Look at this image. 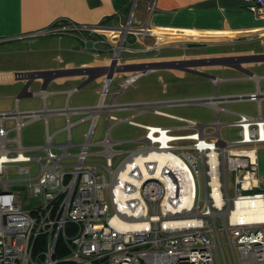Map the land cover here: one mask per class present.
<instances>
[{
	"label": "built area",
	"instance_id": "obj_1",
	"mask_svg": "<svg viewBox=\"0 0 264 264\" xmlns=\"http://www.w3.org/2000/svg\"><path fill=\"white\" fill-rule=\"evenodd\" d=\"M136 1L132 0L124 22L65 21L29 34L74 35L82 51L108 53L110 62L26 74L28 80L76 74H84L88 80L103 74L98 104L71 109L87 112L91 122L71 164L63 162L71 156L69 138L57 145L54 134L47 131L44 145H23L22 127L43 117L44 111L15 108L0 112V175L8 163H35L38 167L35 174L29 167H18L25 177L17 181L25 182L28 194L38 202L32 209H24L10 190L14 180L0 179V264H264V179L258 167L259 151H264V116L226 106L241 101L259 103L264 92L103 103L107 95L112 100L121 92L116 88L110 93L114 73L151 68L118 62L124 51L139 49L133 43L150 48L142 42L149 31L132 23ZM243 2L257 19L264 20V0ZM153 7L150 4L149 9ZM257 59L260 57L248 55L232 60ZM187 103L213 108L214 120L200 123L159 109L165 104ZM128 109H138L137 114L151 111L179 124H143L134 120L137 114L124 118L110 114L111 110ZM98 114L104 117L105 132L94 143ZM6 120L12 125L8 130ZM109 120L126 122L138 131L129 141L112 140ZM70 126L68 122V130ZM11 131L13 137H9ZM126 143L135 145L128 150L116 148ZM93 145L101 149L90 152ZM34 150L40 153L31 154ZM121 156L114 166L113 160ZM88 158L94 161L87 162Z\"/></svg>",
	"mask_w": 264,
	"mask_h": 264
},
{
	"label": "crops",
	"instance_id": "obj_2",
	"mask_svg": "<svg viewBox=\"0 0 264 264\" xmlns=\"http://www.w3.org/2000/svg\"><path fill=\"white\" fill-rule=\"evenodd\" d=\"M131 3L132 0H0V44L31 40L41 35L29 36V34L46 29L58 22L71 21L77 24H98L111 20L124 22L131 11ZM150 4L154 5L152 10L149 9ZM132 23L149 31L148 35L143 37L142 42L150 48L140 50L155 53V50L159 51L163 47L178 46L175 47L176 50L167 51L169 53H165L166 51L159 53L160 57H169L168 59L175 62L155 63L158 65L157 67L176 65L182 71L206 78L211 82L214 93L218 94L221 86L226 89L229 83L234 82L248 84L243 93L264 92V58H261L264 56V20L257 19L246 8L243 0H137L133 10ZM61 35H68L79 41L74 35ZM145 39H150V43H146ZM177 48H182V51L188 53L181 54ZM102 54L108 55L109 59L108 53ZM162 54H168V56H162ZM248 55H256L260 59L254 62L242 60L239 63L232 60ZM107 64H109V60ZM254 66L257 69L250 70V67ZM137 77L139 75L129 77L121 82L116 87L121 90L116 98L121 96ZM55 78L57 77L48 80L41 78L31 80L41 82L42 85L39 91L33 92L31 95L40 94L42 97L38 110L45 112L44 116L40 118L46 120V128L48 129V119L51 115L63 114L71 125L69 120L71 115L83 114L78 122L90 121L87 112H73L71 109L95 106L100 99L92 104L72 105L71 97L93 79L99 80L100 86L103 74H97L88 80L84 74H76L71 77L62 76V78L76 79L78 85H72L66 89L52 88L47 91L45 87ZM113 78L114 74L111 78L110 93L116 89L112 88ZM22 93L24 92L22 91ZM66 93L68 96L64 103L55 104L54 99L49 101V98ZM115 99L113 96L111 100L110 95H107L103 103L112 101L114 104ZM262 102L264 99H261L259 103L251 102L255 103V112L243 113L256 115L260 112L264 116ZM164 106L179 105L165 104ZM15 108L20 110L19 103L15 104L13 109ZM111 112L114 110H111L110 114H112ZM100 116L102 115L98 114L97 119ZM70 127L68 138L73 144L67 148L71 156L66 158L64 163L65 161L68 163H71L70 160L74 161L75 154L79 149V143L72 140ZM56 133H53L54 137ZM73 147H77V151L70 152L69 149Z\"/></svg>",
	"mask_w": 264,
	"mask_h": 264
},
{
	"label": "rangeland",
	"instance_id": "obj_3",
	"mask_svg": "<svg viewBox=\"0 0 264 264\" xmlns=\"http://www.w3.org/2000/svg\"><path fill=\"white\" fill-rule=\"evenodd\" d=\"M130 42L133 38L129 37ZM146 43H150V39H145ZM133 47L142 48L143 45H136ZM178 46H167L161 50H155V53H150L144 50L132 49L124 51L118 59L119 64H155L162 61H169V57H160L159 53H169L167 51L175 49ZM176 50V49H175ZM178 52L188 53L178 49ZM176 52V51H175ZM171 55V54H169ZM168 56V54H162ZM110 62L108 55H95L87 51H82L80 43L76 38L68 35L60 34H46L34 37L31 40H18L0 44V112H10L16 103H19L20 110H38L41 105L42 97L40 94L31 95L33 92L39 91L42 87L41 82L31 81L26 78V74L30 71H53L65 68H85V67H100ZM158 66V65H157ZM257 68L250 67L254 71ZM139 75L128 86L126 91L115 99V103H133L146 101H168L178 99H194L212 96L214 94L211 82L203 77H198L190 72L180 70L176 65H165L157 68H152L145 72L130 70L114 73L112 88H116L121 82L129 77ZM87 77V76H86ZM40 78H36L38 80ZM83 80V79H82ZM78 85L76 79H67L57 77L47 84L46 90L50 89H66L72 85ZM244 82L229 83L226 89L219 88V94H237L243 93L247 89ZM101 86V85H100ZM99 80L93 79L84 85L79 92L74 93L71 97L72 105H87L97 102L99 99L98 89ZM24 92L21 94V92ZM26 93V94H25ZM67 93L56 95L49 98V101L54 99L55 104L64 103L67 98ZM57 106V105H56ZM226 106L236 112H255V103L241 101L228 103ZM264 107V102H262ZM160 110L165 113L189 118L200 123H210L215 118V111L213 108L197 103L179 105V106H164ZM138 109H128L124 111H114L112 114L119 118L128 117L132 114H137ZM83 117V114H76L70 116V133L72 140L76 143L85 140V133L88 131L90 121L78 122ZM224 118V116H221ZM229 119H234L233 115H229ZM136 122L151 125L173 126L179 124V121L173 118L159 116L153 114L151 111H146L137 114L134 118ZM5 129L8 130L10 120L5 121ZM110 138L118 141H129L133 139L138 129L126 122L115 123L109 120ZM10 126V127H9ZM53 134L57 132L53 143L63 145L68 140V119L63 114L51 115L48 119V129L43 118L35 119L25 124L21 129V138L24 146H41L46 140V132ZM105 132V120L100 116L96 121V126L93 134V142L96 143L103 138ZM15 135L14 131L9 133V137ZM134 143H126L116 146L118 149H132ZM77 147L70 148V152L77 151ZM101 149L100 146L93 145L90 147V152H97ZM31 154H39V150L30 152ZM259 174L264 179V151H259L258 155ZM121 157L113 160L114 166H117ZM93 159V160H92ZM96 159V158H95ZM100 162L103 160L97 158ZM94 161V158H88L87 162ZM72 163L73 160H70ZM67 164L68 162L65 161ZM68 163V164H71ZM29 167L31 174H35L38 167L35 163H8L5 164V172L0 175V179L14 180L10 183V190L16 194L21 201L24 209H32L37 206V200L33 199L28 194V189L24 186L25 182L17 181V179L25 177V175L18 172V167ZM230 180L228 176L229 194L232 196L233 191L230 188ZM228 256V252L226 251Z\"/></svg>",
	"mask_w": 264,
	"mask_h": 264
},
{
	"label": "water",
	"instance_id": "obj_4",
	"mask_svg": "<svg viewBox=\"0 0 264 264\" xmlns=\"http://www.w3.org/2000/svg\"><path fill=\"white\" fill-rule=\"evenodd\" d=\"M205 61H206V60H205ZM148 66H150L151 68H153V67H155V66L157 67L156 64H155V65L152 64V65H148Z\"/></svg>",
	"mask_w": 264,
	"mask_h": 264
}]
</instances>
